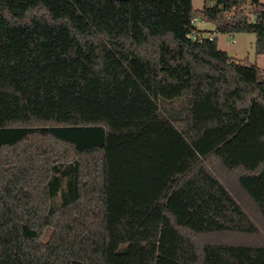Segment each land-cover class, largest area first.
Masks as SVG:
<instances>
[{
  "label": "trees",
  "instance_id": "16d2710c",
  "mask_svg": "<svg viewBox=\"0 0 264 264\" xmlns=\"http://www.w3.org/2000/svg\"><path fill=\"white\" fill-rule=\"evenodd\" d=\"M198 19L264 55L260 0H0V264H264V76Z\"/></svg>",
  "mask_w": 264,
  "mask_h": 264
},
{
  "label": "rangeland",
  "instance_id": "374dc122",
  "mask_svg": "<svg viewBox=\"0 0 264 264\" xmlns=\"http://www.w3.org/2000/svg\"><path fill=\"white\" fill-rule=\"evenodd\" d=\"M264 3V0H260ZM193 6L196 9H201L205 5V0H192ZM211 2H208V4ZM196 25L201 28L204 27L207 30H211L215 36H217V43L222 50H227L228 54L237 59L238 61H250L252 63H257L262 70V75L264 76V55H256L255 43L256 34L250 32L241 33H221L216 30L213 23L205 22L200 19L197 20ZM232 34V35H231ZM262 56V57H261ZM261 57V58H260ZM49 236L45 237V240Z\"/></svg>",
  "mask_w": 264,
  "mask_h": 264
},
{
  "label": "built area",
  "instance_id": "2783aa9c",
  "mask_svg": "<svg viewBox=\"0 0 264 264\" xmlns=\"http://www.w3.org/2000/svg\"><path fill=\"white\" fill-rule=\"evenodd\" d=\"M252 19H254V18H252ZM193 25L196 27V21H193ZM197 31H198V29L196 28V30H194L192 33H190L189 34L190 38H192L193 40H200L203 35L198 34ZM207 36L211 40H214L216 38V36H214L213 34H208Z\"/></svg>",
  "mask_w": 264,
  "mask_h": 264
},
{
  "label": "crops",
  "instance_id": "0c3cea01",
  "mask_svg": "<svg viewBox=\"0 0 264 264\" xmlns=\"http://www.w3.org/2000/svg\"><path fill=\"white\" fill-rule=\"evenodd\" d=\"M196 22H197V21H196ZM196 28H197L198 30H203V31L205 30V31H208V32H212L211 30H209V29L207 30V29L204 28V27L199 28L197 25H196ZM203 34H204V35H208V34H211V33H208V34H207L206 32H204ZM212 34L214 35V33H212ZM231 35H232V34H231ZM214 36H215V35H214ZM216 41H217V36H216ZM217 45H218V47L220 48V46H219L218 43H217ZM220 49H221V48H220ZM226 51H227V50H226ZM262 56H263V55H262ZM262 56H261V57H262ZM261 57H260V58H261ZM257 65H258V62H257ZM258 66H259V65H258ZM259 67H260V66H259Z\"/></svg>",
  "mask_w": 264,
  "mask_h": 264
}]
</instances>
